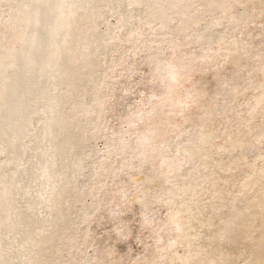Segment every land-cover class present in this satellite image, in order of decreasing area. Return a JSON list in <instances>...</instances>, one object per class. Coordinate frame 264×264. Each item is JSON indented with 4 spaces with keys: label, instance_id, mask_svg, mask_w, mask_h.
<instances>
[{
    "label": "bare ground",
    "instance_id": "1",
    "mask_svg": "<svg viewBox=\"0 0 264 264\" xmlns=\"http://www.w3.org/2000/svg\"><path fill=\"white\" fill-rule=\"evenodd\" d=\"M0 15V264H126L116 230L93 238L111 220L129 234L121 206L172 235L138 264H264V0H0ZM206 65L214 103L196 101L203 83L178 92ZM144 66L162 92L128 109L118 98L133 95ZM249 73L262 81L242 98ZM189 101L198 112L173 141L167 134L188 119L171 117ZM77 115L93 117L91 129ZM111 119L124 129L112 131ZM193 131L198 149L188 148ZM91 133L105 149L78 151ZM88 172L98 178H79ZM152 207L164 214L153 225Z\"/></svg>",
    "mask_w": 264,
    "mask_h": 264
},
{
    "label": "rangeland",
    "instance_id": "2",
    "mask_svg": "<svg viewBox=\"0 0 264 264\" xmlns=\"http://www.w3.org/2000/svg\"><path fill=\"white\" fill-rule=\"evenodd\" d=\"M97 5H99V3L97 4ZM101 5H105V3H101ZM101 5H99V7H101ZM237 7H239V8H241L240 6H236V8ZM3 11H5V10H3ZM99 11H101V9H99ZM103 11H105V13H107V10L106 9H103ZM105 13H103V15H102V17H101V19H103V20H105V16H107V17H109V13H107V15H105ZM1 15H3V13H1ZM1 15H0V17H1ZM6 15H3V17H5ZM111 17H113V15H111ZM113 19H115V17H113ZM113 19H109L108 21H107V25H109V22H111V25H113ZM261 20H264V15H263V17L261 18ZM115 21H117L116 19H115ZM100 22V21H99ZM115 25H117V27H119V23H115ZM199 25H201V24H199ZM199 25L197 26V27H199ZM103 26L105 27V23L103 24ZM117 27H113V29H116ZM108 28V27H107ZM109 28H111V27H109ZM218 29V28H217ZM199 30H201V28L199 27V29H198V31ZM93 43H95V45H96V39H95V41L93 42ZM103 57H105V52H104V50H103ZM115 57H118V56H115ZM115 57H114V59L113 60H115ZM216 60V59H215ZM252 61H253V63L254 64H256V62L252 59ZM104 62V61H103ZM201 61H196V63H200ZM200 64H202V63H200ZM205 64V63H204ZM198 65V64H197ZM257 65V64H256ZM122 66V65H121ZM212 66H214V65H206L205 66V70H203V74H201L200 72H199V75H195V74H193V75H191L190 77H189V79H186V80H182V81H180L179 82V86H178V92H182L183 90H185V89H187V90H189L191 87H194V85L197 83L198 84V86H200V84L201 83H203L204 85L199 89V90H201L202 92H201V94L199 95V98L196 100L197 102L199 101L200 102V100H201V102L202 101H205V103H206V100H211V98L212 99H214V101H213V103L215 102V100H216V98H218L216 95L214 96V98H213V95L210 93V90L211 89H214V88H216L218 85H217V81H215V78L214 77H212L211 75H206V73H208V71H209V69L212 67ZM8 69H9V67H8ZM139 69H141L139 72H137L135 75H134V79L131 81L133 84H132V88H133V90H132V93H133V95L132 96H129V100L127 101H123V99L125 98V97H119L118 98V102L120 103V105H123V104H130V105H128L129 107H127L128 109L130 108L131 109V107H134V108H137V106H139L138 108H140L141 110H144V109H146V107H148V105L150 104V101H152V100H154V99H157L158 97H159V95H160V93L162 92V83H155V82H150V81H148V80H146V78H147V76L148 75H150V67L149 66H144V67H142V68H139ZM194 70H192L194 73L196 72V70L197 69H195V68H193ZM200 70V69H199ZM120 71H121V69H120ZM7 73V72H6ZM252 73V72H251ZM251 73H249L248 74V77H250L251 78V80H249L248 82H249V85H248V89L249 90H247L246 89V93L245 94H243L241 97L243 98V96L245 97V95L246 96H248L249 98L250 97H254V95H256V94H254V93H256V91L255 90H253V87H254V85H256V84H260L261 83V81L262 80H264L263 78H261V77H259V76H257V74L255 73H253V75L251 74ZM107 75H111V74H109V73H107ZM189 75V74H188ZM111 77H113V75H111ZM111 77H109V79H111ZM255 77L256 79H253V78ZM259 77V78H258ZM99 78H102V79H105L106 81H107V77H105V75H103V73L102 74H100V77ZM196 78V79H195ZM257 78H258V80H257ZM262 80H261V79ZM180 79V78H179ZM253 79V80H252ZM259 79H260V81H259ZM146 80V81H145ZM134 81V82H133ZM186 81V82H185ZM192 81H194V83L192 82ZM197 81V82H196ZM107 82H112V81H107ZM189 82V83H188ZM191 82V83H190ZM258 82V83H257ZM184 83V84H183ZM200 83V84H199ZM250 83H251V85H250ZM252 83H253V86H252ZM83 85V83L81 84V86ZM185 85V86H184ZM191 87H190V86ZM193 85V86H192ZM161 86V87H160ZM182 86V87H181ZM186 87V88H185ZM74 88L75 89H77V91H79L80 89H79V84L78 83H75V85H74ZM101 89H104L103 87H101V88H96L95 89V91H97V93H99V91H101ZM131 89V88H130ZM182 90V91H181ZM205 90H208V91H205ZM250 90H252L251 92H250ZM75 91V90H74ZM101 93H107V91H101ZM248 93H251L250 94V96H249V94ZM107 95H108V93H107ZM158 96V97H157ZM97 97H99V95H97ZM127 97V96H126ZM148 97H149V99H148ZM153 97V98H152ZM241 97H238V100L239 99H241ZM208 98V99H207ZM3 99V98H2ZM149 100V101H148ZM218 100V99H217ZM73 101V103H75V101H77V99H74V100H72ZM103 101H105V99H103ZM195 101V102H196ZM145 102H147V103H145ZM195 102H187V104H189V106L187 105V107H188V110H187V108L184 110V111H186V112H181L182 113V115H180V114H177L176 116L175 115H173L171 118V120H172V123H174V124H177L178 122L180 123L181 121H184V120H186V119H188V122L185 124L184 122H181L175 129H173L171 132H169L170 134H167V137L169 138V139H171V140H173V141H175L176 139H175V136L177 137L178 135L180 136H178L177 138V140H179L183 135L185 136V133L187 132V130L188 131H190V129H191V125H192V121H191V119L192 118H194V116L192 115V114H195V111H196V113L198 112L197 111V107L198 106H196V107H194L193 108V106L197 103H195ZM198 102V103H199ZM218 102V101H217ZM191 103H193V105L191 104ZM219 103V102H218ZM62 104H63V102H62ZM62 104H58V107H63L62 106ZM66 104L67 105H69V101H67L66 102ZM110 104V103H109ZM145 104V105H144ZM237 104H238V102H237ZM147 105V106H146ZM51 106H53L52 104H51ZM144 106H146V107H144ZM210 106V105H209ZM105 107H107V105H105ZM142 107V108H141ZM144 107V108H143ZM219 107V106H218ZM217 107V108H218ZM93 108H96V107H93ZM193 108V109H192ZM209 108V107H208ZM66 109H69V107H66ZM80 110V109H79ZM103 110H105V109H103ZM220 110V109H219ZM118 111L117 110H115V113H117ZM65 113H67V111H65ZM75 113H78V109H77V111H73V107H71V113H69V115H63V117L61 118V119H65V117H67V121H69V117H71V114H73V115H75ZM114 113V112H113ZM129 113H130V111H128V115H129ZM131 113H135V112H132L131 111ZM186 114V115H185ZM216 115V118H217V114H215ZM130 116V115H129ZM193 116V117H192ZM79 117H81V115H77V121H79ZM87 117H88V115L87 116H85V119H81V121H79V124L81 125V123H85V125H87V123H89V121H95V119H93V117L91 118L90 117V115H89V118L87 119ZM131 117V116H130ZM175 117V118H174ZM60 119V120H61ZM129 121V120H128ZM241 121V120H240ZM105 122V121H104ZM116 122V119H111V121H109L108 123H109V125H107L108 127L110 126V128H112V131H114V129H116V127H119V128H123L124 129V125L122 124V123H115ZM127 122V121H126ZM124 123L125 125L127 124V123ZM251 123H253V122H255V121H250ZM107 123V124H108ZM191 123V124H190ZM67 124H71V121H69V123H67ZM139 123H137L136 125L137 126H135L134 127V129H137V128H140V125H138ZM89 125H91V123H89ZM89 125H87V127H89ZM122 127H121V126ZM89 129H91V127H89ZM95 129H97V127H95ZM202 130V129H201ZM84 133H85V131H83ZM182 132V133H181ZM185 132V133H184ZM194 133H195V137L188 143V148H190V147H193V148H197L198 149V145H199V142L197 141V136H196V132L195 131H193ZM184 133V134H183ZM104 133H102V131H101V133H97V135H103ZM160 133H159V131H157V135H159ZM183 134V135H182ZM77 135H81V133H78ZM97 135H95V133H91V135H85V137H91V141H89V143H83V141H81V139H79V137H78V139L76 140V141H79V143H77V145L79 144V148H76V149H78V151H79V149H87V147H89V149H91V153L92 152H94V154H95V151H93V148L95 147L96 149H100V148H104L105 149V145H107V142L105 141V145H103V143L101 142V141H95V143H93V139H95V137H97ZM182 135V136H181ZM154 137H155V134H154ZM167 137H165V139H164V142H161L162 143V145H164V146H166L167 147V145H169V143L170 142H173V141H171V140H169ZM171 137V138H170ZM176 140V141H177ZM165 142H167V143H165ZM73 143V142H72ZM171 144V143H170ZM230 144H231V142H230ZM77 145H75V147L77 146ZM132 145H133V143H132ZM26 146V148H27V150L29 151H31L32 153H34V146H35V144L33 143L32 145H25ZM94 146V147H93ZM97 146V147H96ZM74 147V148H75ZM93 147V148H92ZM63 149H67V150H69V148L67 147V146H65ZM60 151H61V149H60ZM89 151H83V153H88ZM253 153L254 152H251L250 154H249V156H252L253 155ZM89 156H91V155H89ZM55 157V156H54ZM95 157L96 158H100V157H98V155H95ZM192 157H190V158H188L187 160V162H188V166H191L192 164L194 165V163L196 162V160H194V158L193 159H191ZM74 159V158H73ZM73 159H70L71 161L73 160ZM177 160V159H176ZM195 162H194V161ZM51 161H53V159H50V162ZM55 161H61V158H57V159H55ZM55 161H53V163H55ZM193 161V162H192ZM186 162V161H185ZM184 162V163H185ZM64 164V163H63ZM91 165V164H90ZM62 165H60L59 167H61ZM12 167H14V166H12ZM208 170H209V168H207ZM206 169V170H207ZM89 171H91V167L89 168ZM12 173V171H7V174L9 175V174H11ZM104 174H106V175H108L109 177H110V175H109V173L108 172H106V171H104ZM89 175H91V173H82L81 175H80V179H87V177H89ZM98 177H97V175L95 174V173H93V175H91V179H93V180H95V179H97ZM83 183L81 184V187H83ZM85 190H87V187H85V189H78V191H85ZM81 195H79V197H80ZM85 204H89V200L88 199H86L85 201ZM85 204L84 205H81V206H85ZM121 209V210H120ZM118 212H120L119 214H120V216H122V218H128L127 220H128V222H127V224H128V227H129V229H130V232H129V234L127 235V236H121V234H122V232H121V230L123 231V229H120L121 227L120 226H118L117 224H116V222L117 221H115L114 220V222H112L113 220H111V221H107L106 223L107 224H103V225H101L96 231H95V234L93 235V238H95V239H101V241L103 240L102 238H103V236H104V234H107V233H109L110 231H111V229L113 230H116V232H117V237H119V248H121L122 249V251H125L126 253H127V262H126V264H138L139 263V259H142L143 257H148L149 256V258H155L154 257V255L157 253V254H159V252L162 254V253H164L163 252V250H160V246L162 245L161 243H165V242H167V241H169L170 240V238L172 237V235H171V232H165V230L164 229H160L159 227H157V228H153L151 225H146V226H141V225H139L138 224V222L136 221V218L135 217H132L131 216V213L129 212V211H126V210H123V208H122V206L121 207H118ZM150 214V215H149ZM148 215L149 216H153V217H150V220H151V218L153 219V220H151L152 221V225L154 224V223H160L161 221H162V219L164 218V214H163V212H162V210L160 209V208H157V207H152V209H150V211H148ZM162 218V219H161ZM154 221V222H153ZM156 221V222H155ZM138 225V226H137ZM111 226V227H110ZM150 226H151V228H150ZM118 227V231H117V229L116 228ZM159 228V229H158ZM120 229V230H119ZM151 229V230H150ZM158 229V230H157ZM132 231V232H131ZM119 232H120V235H119ZM151 234V235H150ZM150 235V236H149ZM146 236V237H145ZM154 236V237H153ZM147 238V239H146ZM156 238H160V242L159 241H155V239ZM161 239H162V241H161ZM145 240V241H144ZM148 240V241H147ZM149 240L151 241V242H149ZM165 240V241H164ZM155 242H157V243H155ZM158 242H159V245H158ZM152 244V245H151ZM154 247H156V248H154ZM153 248H154V250H153ZM120 249V250H121ZM92 249H87L86 251V253L87 254H89V256H91L90 255V251H91ZM159 252H158V251ZM173 250V249H172ZM177 250H178V248H177ZM173 251H176V248H174V250ZM125 253V254H126ZM65 254H63V256H64ZM130 255V256H129ZM150 255H152L151 257H150ZM40 256H42V254L40 255ZM156 256V255H155ZM157 258V257H156ZM16 259V256L15 257H11V259L10 260H15ZM38 259H40V257L38 258ZM41 259H43V257L41 258ZM138 261V263H137V261ZM159 261V262H158ZM97 262V261H96ZM155 262H157L158 264L161 262V259L159 260V258H158V260H156Z\"/></svg>",
    "mask_w": 264,
    "mask_h": 264
}]
</instances>
